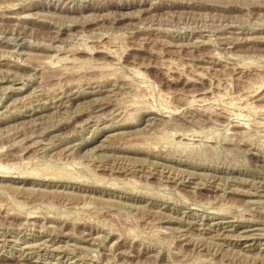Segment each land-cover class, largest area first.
<instances>
[{
    "label": "rangeland",
    "instance_id": "obj_1",
    "mask_svg": "<svg viewBox=\"0 0 264 264\" xmlns=\"http://www.w3.org/2000/svg\"><path fill=\"white\" fill-rule=\"evenodd\" d=\"M0 264H264V0H0Z\"/></svg>",
    "mask_w": 264,
    "mask_h": 264
}]
</instances>
